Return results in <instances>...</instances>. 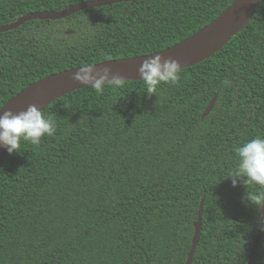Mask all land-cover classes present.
<instances>
[{
    "label": "trees",
    "instance_id": "obj_1",
    "mask_svg": "<svg viewBox=\"0 0 264 264\" xmlns=\"http://www.w3.org/2000/svg\"><path fill=\"white\" fill-rule=\"evenodd\" d=\"M84 1L0 0V25ZM232 1L120 2L0 32V108L50 74L172 46ZM41 111L56 132L21 140L0 170V264H185L201 201L192 264H247L260 212L244 195L259 188L227 177L235 148L264 137V0L175 85L84 87Z\"/></svg>",
    "mask_w": 264,
    "mask_h": 264
},
{
    "label": "water",
    "instance_id": "obj_2",
    "mask_svg": "<svg viewBox=\"0 0 264 264\" xmlns=\"http://www.w3.org/2000/svg\"><path fill=\"white\" fill-rule=\"evenodd\" d=\"M136 1L138 0H90L70 5L65 9L57 11L31 12L18 17L10 24L0 25V32L15 29L24 22L30 20H58L87 8L120 2L134 3ZM259 3L260 0H233L215 19L210 21L194 34L172 46L141 56L106 60L95 63L94 65H96L97 68H111L113 73L122 76L124 81L139 80L140 75L138 68L142 61L157 54L164 58H172L178 61L181 69L191 67L204 59L209 58L214 52L222 48L232 36L237 34L244 26H246L252 18ZM70 32L71 31H68L67 33ZM79 68L80 67H75L58 73H53L27 85L0 108V115H2L4 111L9 110L14 113L26 111L30 105H35L38 110H42L60 96L74 90L87 87L72 80V76ZM215 99L216 97H213L208 103L202 117H205L210 113L215 104ZM7 154L8 151L4 147H0V170ZM202 204L203 201H201L197 220L194 223V234L185 264H192V257L199 242ZM260 212H264V209H261ZM263 229L264 223H261L257 236L251 245L247 264L253 263Z\"/></svg>",
    "mask_w": 264,
    "mask_h": 264
},
{
    "label": "clouds",
    "instance_id": "obj_3",
    "mask_svg": "<svg viewBox=\"0 0 264 264\" xmlns=\"http://www.w3.org/2000/svg\"><path fill=\"white\" fill-rule=\"evenodd\" d=\"M180 69L178 61L157 54L144 59L138 72L146 86V92L154 95L162 84H177ZM72 80L99 94L104 92L106 85L119 88L124 84V78L113 73L111 68H97L94 64L81 66L72 76ZM56 130V121L38 110L35 105H30L26 111L19 113L4 111L0 115V147H4L11 154L20 148L21 140L39 144L42 138L52 136ZM235 154L238 163L227 178H231L233 187L241 183L245 188H259L258 191H246L244 200L260 212L264 209V137L257 136L237 146ZM261 223H264V212H260L257 218V224Z\"/></svg>",
    "mask_w": 264,
    "mask_h": 264
}]
</instances>
